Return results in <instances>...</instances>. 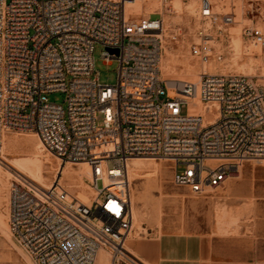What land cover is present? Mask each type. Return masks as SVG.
Wrapping results in <instances>:
<instances>
[{
	"label": "built area",
	"instance_id": "1",
	"mask_svg": "<svg viewBox=\"0 0 264 264\" xmlns=\"http://www.w3.org/2000/svg\"><path fill=\"white\" fill-rule=\"evenodd\" d=\"M136 1L0 0V161L5 135L33 133L63 166L99 164L105 184L90 182L96 193L87 205L60 182L49 190L13 182L10 228L35 264H97L102 252L112 264H136L126 250L133 160L172 163L174 186L196 198L215 194L245 164L264 163V86L206 70L225 64L224 39L235 55L236 6L223 14L215 0H201L203 26L191 46L200 80L172 82L161 69L164 21L129 14ZM248 1L243 39L264 62V0ZM98 45L106 64L119 63L115 86L95 71ZM55 93L67 94L66 110L49 101Z\"/></svg>",
	"mask_w": 264,
	"mask_h": 264
},
{
	"label": "rangeland",
	"instance_id": "2",
	"mask_svg": "<svg viewBox=\"0 0 264 264\" xmlns=\"http://www.w3.org/2000/svg\"><path fill=\"white\" fill-rule=\"evenodd\" d=\"M173 1L174 0H167L165 5H172ZM179 1L182 5L181 13L176 14L172 8H170L164 12V14L156 12L149 17L152 19L162 18L165 23V54L161 67L165 79L170 80L172 78H177L189 82H198L200 80L202 65L192 57L191 46L198 40V30L203 26L199 21L201 0ZM194 1H197L198 4L196 5L195 13L190 14L187 11V7L193 4ZM214 2H216L218 8L216 11L223 14L231 12L233 4L237 6L235 12L237 14L238 24L230 28L232 44L234 46V52L232 53H235V55H228V53H231V50L227 48V42H229V40L224 39V43L220 44H222L223 51L226 52V61L222 66H218V70L225 74L234 72L255 77L256 81L264 86V62L262 60V51L255 46L247 49L243 39L244 28L251 24V22L248 18L242 16L245 8L246 11L250 9V2L248 0H215ZM261 2H263V0ZM239 37L241 38L240 46L238 45ZM103 54V46L98 45L94 52L95 71L100 73V83L102 85L115 86L118 83L119 63L115 61L111 65L106 64ZM192 63L197 67V72L190 75L188 72V65ZM211 66H207L206 70L210 72L215 71L216 66H214L213 69L210 68ZM169 96L174 97L175 94L171 92ZM66 100L67 94L65 93L49 95V101L51 103L62 105L65 110L68 107ZM186 112L187 108L184 107L183 113L186 114ZM8 137L15 141L7 151L3 152V160L0 163V264H35L32 258L16 242L10 228L9 203L12 184L19 178L33 182L26 172L34 171L35 173L41 172L46 178H49V188H52L61 161L47 150H39L40 139L36 134L13 132L9 133ZM159 163L163 166L159 178H140L132 185L131 193L134 192L133 194L138 195L142 199H147L151 211H155L162 203L165 204L160 224L154 220L156 215L151 214V217H149V224L145 225L147 231L144 232L143 235L147 236L148 231H155L161 234L164 232L185 231L187 229L198 233L208 232L210 229V222L214 219V201L209 197L215 194L208 196L209 199H207V201H205L204 198H199L202 200L201 202L189 201V199L197 200L198 198L193 197L187 190L179 189L174 186L173 164L165 161H160ZM66 166H64V168L74 173L77 179L75 182L77 186H75L74 189L65 185V188H67L73 196H75L76 191L86 189L92 195V199L96 190L90 182L93 183L98 190L104 187L105 184L100 179L98 180L91 176L80 177L78 174V172H80L79 165L69 164ZM245 166L258 167L264 166V163H248L245 164ZM25 170L26 172H24ZM60 178H63V174L62 176L60 175ZM82 178L83 187L79 188L78 185ZM176 195L186 197V204L183 198H169ZM189 202L202 206L194 210ZM216 206H218V203H216ZM218 218L222 217L218 216ZM140 235L141 234L135 233L133 236ZM106 255L112 259L110 253L107 252Z\"/></svg>",
	"mask_w": 264,
	"mask_h": 264
},
{
	"label": "crops",
	"instance_id": "3",
	"mask_svg": "<svg viewBox=\"0 0 264 264\" xmlns=\"http://www.w3.org/2000/svg\"><path fill=\"white\" fill-rule=\"evenodd\" d=\"M169 198H183L186 204L182 195ZM209 198L214 219L208 232L148 231L147 236H133L128 241L131 259L136 264H264V166H244L238 178ZM189 204L194 210L202 206Z\"/></svg>",
	"mask_w": 264,
	"mask_h": 264
},
{
	"label": "bare ground",
	"instance_id": "4",
	"mask_svg": "<svg viewBox=\"0 0 264 264\" xmlns=\"http://www.w3.org/2000/svg\"><path fill=\"white\" fill-rule=\"evenodd\" d=\"M166 2H167V0H138L135 3H132L128 6V13L131 15H134V16L149 17L151 14H154L156 12H160L161 14H164V12H166L170 8H172V10L176 14H179L182 12V5H181V2L179 0H174L172 5H168V6L165 5ZM197 4H198L197 1H194L193 4L189 5L187 7L188 13L194 14ZM233 5L236 6L235 4H233ZM236 8H237V6H236ZM217 9L218 8L216 6L215 10H217ZM245 12H246V8H245V11L243 12L242 17H244ZM164 37H165V23H164ZM240 44H241V38L239 37L238 38V45L240 46ZM163 48H164V54H165V41H164ZM163 61H164V55H163L162 65H163ZM211 65H213V66H211ZM222 65L223 64L216 65L214 62H212L208 66H211L210 67L211 69H213L214 66H216V70L212 71V72H222V71L218 70V66L220 67ZM188 72L190 75L195 74L197 72V67L195 65H193V63L189 64L188 65ZM162 74H163V72H162ZM164 79H165V77H164ZM165 80L172 81V82L173 81H185L183 79H177V78H172L170 80L165 79ZM14 141L9 139L8 134L5 135L3 152L7 151L9 149V147L13 144ZM39 150H46L45 146L43 145V143L40 140H39ZM1 162H2V160L0 161V163ZM79 166H80V172H78V174L80 175V177L81 176L82 177L83 176H91V177H95L96 179L99 180V173H100L99 164L85 163V164H79ZM22 167H23V165H22ZM66 167H68V166H66ZM162 167L163 166H161L160 163L156 160H150V159L133 160L130 163V169H129V174H130V179H131L132 185L134 184L135 181L139 180L140 178H144V179L159 178L160 174L162 173V169H163ZM18 168H19V166H18ZM24 172H26V170ZM26 173L29 174V178L35 184L39 185L42 189H44V190L51 189V187L49 188V184H50L49 178H46V176L44 174H42L41 172L35 173L34 171H30V172H26ZM62 174H63V178H60V175H62ZM76 180L77 179L74 176V173L70 172L69 170L64 168V166L62 164H60L59 169H58V173L56 175V180L53 183L60 182V184L62 186L66 185V186H69V188L74 189L75 186H77V184L75 183ZM78 187L79 188L83 187V178L80 179V184L78 185ZM133 193H131L132 194L131 198H132L133 214H134V226H133V232L131 233L130 238H132V236L135 233L142 235L144 232H146V230L144 229V226L146 224H149V222H150L149 217H151V214L156 215L154 220L157 221L158 224H160L161 218L163 217V213H164V207H165V204L162 203L160 206H158V208H156L155 211H151V209L149 207L150 206L149 201L147 199H142L141 197H139L138 195L133 194ZM91 196L92 195L86 189L76 191V193H75V197L87 205H90L92 202ZM126 250H127L128 254L131 255L132 252H130L128 245L126 246ZM97 264H112V260H111V258H109V256L106 255V253L102 252L99 255Z\"/></svg>",
	"mask_w": 264,
	"mask_h": 264
}]
</instances>
